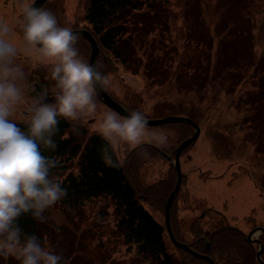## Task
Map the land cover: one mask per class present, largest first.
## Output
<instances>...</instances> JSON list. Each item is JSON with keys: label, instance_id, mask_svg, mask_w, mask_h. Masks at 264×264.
<instances>
[{"label": "trees", "instance_id": "obj_1", "mask_svg": "<svg viewBox=\"0 0 264 264\" xmlns=\"http://www.w3.org/2000/svg\"><path fill=\"white\" fill-rule=\"evenodd\" d=\"M212 1L77 0L79 18H73L72 23L94 36L100 49L97 66L110 76V83L104 89L128 112L140 109L147 114V102L152 100V110L167 108L181 112L201 125L214 113L224 112L221 104L235 108L236 113L241 110L237 104H242L246 112L254 114L252 123L259 130L258 140L263 145L256 153L264 158V56H253L251 51L255 29L262 21L264 26V0H215L213 4ZM62 5V0H51L45 7ZM210 6L218 19L213 20L215 29L209 28ZM60 10L54 13L61 24ZM223 30L230 38L221 42L220 50H213V39ZM75 46L82 58L89 60L91 48L87 41L78 37ZM50 67L44 66L41 73L42 84L49 93L55 92ZM96 100L98 111L104 105L98 97ZM94 121L88 114L76 121L58 119L53 137L56 148L42 151L58 160L52 173L67 192L45 211L44 221L23 214L18 220L22 229L37 234L52 250L62 253L61 264H84L83 258L79 263L76 258L77 248L83 257L84 236L67 231L61 241L57 237L61 227H56L51 215L55 210L75 221L94 220L92 229L97 233L104 223L108 225L109 238L121 246L124 258L110 261L107 254L99 264H210L175 248L166 232L164 211L175 184L174 169L169 165L162 178L153 183L148 184L145 179L147 165L168 162L158 149L173 155L193 129L184 123L151 127L167 129L169 143L173 145L161 148L146 142L143 147L128 149L123 156L116 152L114 159L118 157L121 162L112 166L101 158L100 150L106 142L90 129ZM17 122L26 127L25 121ZM246 123L249 121L242 119V124ZM214 125L224 130L212 133L216 148L235 144L236 140L229 135L237 126V118L228 124L229 132L223 125ZM207 131L210 132L208 125ZM185 180L183 175L181 188L171 204L170 224L176 240L207 255L214 264H261L256 256L258 245L248 242L246 233L225 221L208 225L203 216L198 217L183 232L177 203ZM98 203L101 206L96 209ZM87 211L92 215L86 214ZM91 238L95 240L96 236ZM261 240L260 258L264 264L262 236ZM93 248L102 249V245L96 243ZM0 264H19V261L14 256H0Z\"/></svg>", "mask_w": 264, "mask_h": 264}, {"label": "clouds", "instance_id": "obj_2", "mask_svg": "<svg viewBox=\"0 0 264 264\" xmlns=\"http://www.w3.org/2000/svg\"><path fill=\"white\" fill-rule=\"evenodd\" d=\"M19 13V42L12 28L0 21V256H14L19 264H61L62 253L52 250L37 234L25 232L18 220L30 214L44 221L45 211L66 195L67 189L52 173L58 160L42 149L56 148L53 137L60 117L76 121L96 113V97L110 83V76L82 58L75 46L79 34L60 24L53 11L37 0H21ZM21 43L40 61L50 63L55 88L51 98L42 89L25 102L18 84L24 72L14 63ZM21 104L23 128L13 118ZM96 131L106 142L101 158L112 166L121 162L114 156L122 145L143 147L147 142L163 148L170 142V132L151 128L140 109L127 114L103 111Z\"/></svg>", "mask_w": 264, "mask_h": 264}, {"label": "rangeland", "instance_id": "obj_3", "mask_svg": "<svg viewBox=\"0 0 264 264\" xmlns=\"http://www.w3.org/2000/svg\"><path fill=\"white\" fill-rule=\"evenodd\" d=\"M63 1L65 5L64 13L67 16L64 24L75 26L72 23V19L79 18L80 12L79 7H77V0ZM214 2L215 0L212 1V4ZM61 13L62 10L59 11V14ZM74 14L78 16H74ZM207 15L211 18L209 20L211 23L209 28L215 29L213 20L218 21V19L213 13L211 6ZM7 18L4 22L11 28L14 25H18V15L17 18L16 15ZM262 23L263 21L255 29L256 39L251 46L253 56H264V26H261ZM78 28L80 27L78 26ZM221 32L213 39V50H220L221 42H226L230 38L226 30ZM12 35L16 41H20L19 30L18 33L12 31ZM20 51L25 56H28V61L23 62L28 71L35 69L39 64H47L40 61L34 51L26 50L22 43ZM14 63L23 67L22 59H18ZM25 102H29V100L25 99ZM153 105L154 101L149 100L147 102V106H149L147 109L148 119L184 116L181 112L167 108L152 110L151 107ZM237 106H240L241 110L236 113L235 108H227V104H221L220 109H223L224 112L221 114L216 112L203 124H198L201 127L199 138L180 156L181 172L185 174L186 180L185 185L182 187L177 208L178 217L183 222L182 229L184 233L187 232L190 224L196 218L202 216L208 225L225 221L227 225L236 227L247 234L255 228H264V158H260L256 154V150L261 149L263 145L262 141L258 140L259 130L255 129L252 123L254 114L246 112L247 110L242 104H237ZM245 106L248 107L249 104H245ZM22 109L23 104L18 106L17 112L13 117L21 122L25 121ZM106 110L108 109L100 105L96 113L88 114L91 118H95V121L90 124V129L96 131L101 114ZM235 118H237V126L234 128L233 134L229 135L236 140L235 144H231L230 148H216L212 142V133L216 132V130L220 132L224 130L222 127L221 130L220 128L216 129L214 124L217 126L223 125V128L229 132L231 127L228 124L234 122ZM242 119H247L249 123L242 124ZM259 120L262 121L263 119L260 117ZM207 125L211 133L207 131ZM262 130L264 131V126ZM226 135L228 136V134ZM172 145V143H169L167 147ZM131 148L134 147L122 145L117 154L123 156L124 152ZM162 162L159 161L147 165L145 179L148 184L162 178L164 172L168 170L169 163L162 164ZM255 164H258L259 168L256 169ZM98 206H101V203L96 204L95 208L98 209ZM205 210L211 211L204 214ZM86 214L92 215V212L87 211ZM51 215H53L52 218L56 227H61V232L57 234L58 238L61 237V241H64L63 237H66L67 231L74 232L75 235L83 234V257L80 249L77 248L78 251L76 250L78 263L83 258L82 263L84 264H99L98 261L107 254H110V261L124 258V254L120 251L121 246H118L116 240L113 241L109 238L111 234L107 229V224L104 223L102 229L100 228L97 233L92 229L94 220L82 218L75 221V218H65L59 210L52 211ZM91 236H96V239L92 240ZM97 237H100V239H97ZM96 243L101 244L102 249L96 248L95 250L93 247H95ZM116 248L117 251L114 252Z\"/></svg>", "mask_w": 264, "mask_h": 264}, {"label": "water", "instance_id": "obj_4", "mask_svg": "<svg viewBox=\"0 0 264 264\" xmlns=\"http://www.w3.org/2000/svg\"><path fill=\"white\" fill-rule=\"evenodd\" d=\"M44 1H46V0H37V4H42ZM75 32H77L79 35L84 37L89 42V44L91 46V54H90L89 61L96 63V57H97V54L99 52V49H98L97 44H96L95 40L93 39V37L89 34V32H87L85 30H77ZM98 96L100 97V99L104 103V105H106L108 108L115 110L121 114H127L128 113V111L125 108H123L120 104H118L115 100H113L104 91V89L99 92ZM148 121H149L150 127L179 122V123H186L189 126L193 127V129H194L193 135L191 137H189L188 139L184 140L181 144H179L178 147L175 149L174 156L169 157V159L171 160L172 165L175 169L176 182H175L174 189L172 190V192L168 196V199L166 202L165 215H164L165 225H166V229H167V232L169 234L170 240L175 247H177L181 250L187 251L197 258L207 260L210 264H214V262L211 258L193 251L187 244L176 241V239L173 235V232L171 230V226H170L171 203L179 191V188L181 185V179H182L179 156L185 147H187L190 144H193L197 140V138L200 134V128L194 121L190 120L189 118L183 117V116H167V117H164L161 119H148ZM256 232H260L264 235V228H256V229L250 231L247 235V239H248V241H253L259 245V249L257 251V259L259 260V262L262 263V261L260 259V253L262 251L263 245H262V242L260 241L259 238H257V237L253 238V235Z\"/></svg>", "mask_w": 264, "mask_h": 264}, {"label": "flooded vegetation", "instance_id": "obj_5", "mask_svg": "<svg viewBox=\"0 0 264 264\" xmlns=\"http://www.w3.org/2000/svg\"><path fill=\"white\" fill-rule=\"evenodd\" d=\"M21 0H0V21H3L8 17H14L16 15H18V25H14L13 26V30L16 33H18L19 30V34L21 35L20 32V28H19V21H20V13H19V4H20ZM43 6V5H42ZM46 8L51 9L53 12L57 9L59 10V8H61L60 6H47ZM63 12V11H62ZM7 18V19H8ZM62 21V25H65L64 23L66 22V19H64V17L61 19ZM65 26H70V25H65ZM72 29H76V28H72ZM22 59V64L24 61H28V56H25L21 51L19 52V54L17 55V57L15 58L14 62H16L17 60ZM25 65V64H24ZM24 72V77L22 80L18 81V84H20L23 87V91H24V95H25V99H27V101L32 99V97L38 95L39 91L42 89H47L46 86H44L43 83V76L41 75V73L43 74V69H39L36 71V73L34 72V70H30L28 71V69H22ZM36 77V80L35 78ZM37 84V88L35 87V85ZM49 97L51 98L54 95V92L48 93Z\"/></svg>", "mask_w": 264, "mask_h": 264}]
</instances>
